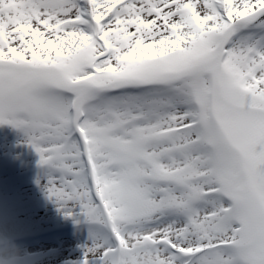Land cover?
<instances>
[{
  "label": "snow or ice",
  "instance_id": "6c2138e0",
  "mask_svg": "<svg viewBox=\"0 0 264 264\" xmlns=\"http://www.w3.org/2000/svg\"><path fill=\"white\" fill-rule=\"evenodd\" d=\"M0 125L79 264H264V0H0Z\"/></svg>",
  "mask_w": 264,
  "mask_h": 264
},
{
  "label": "rangeland",
  "instance_id": "374dc122",
  "mask_svg": "<svg viewBox=\"0 0 264 264\" xmlns=\"http://www.w3.org/2000/svg\"><path fill=\"white\" fill-rule=\"evenodd\" d=\"M39 156L22 132L0 125V228L15 236L37 235L57 225L77 223L44 191L46 179ZM80 222L83 217L79 218ZM88 234L26 244L32 264H79Z\"/></svg>",
  "mask_w": 264,
  "mask_h": 264
},
{
  "label": "clouds",
  "instance_id": "9594fccd",
  "mask_svg": "<svg viewBox=\"0 0 264 264\" xmlns=\"http://www.w3.org/2000/svg\"><path fill=\"white\" fill-rule=\"evenodd\" d=\"M0 264H32L26 248L3 228H0Z\"/></svg>",
  "mask_w": 264,
  "mask_h": 264
},
{
  "label": "bare ground",
  "instance_id": "6f19581e",
  "mask_svg": "<svg viewBox=\"0 0 264 264\" xmlns=\"http://www.w3.org/2000/svg\"><path fill=\"white\" fill-rule=\"evenodd\" d=\"M25 248L27 247V246H24Z\"/></svg>",
  "mask_w": 264,
  "mask_h": 264
}]
</instances>
